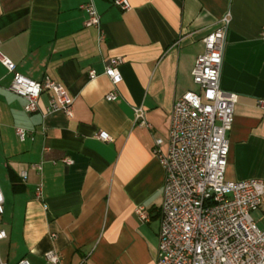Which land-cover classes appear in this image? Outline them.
Wrapping results in <instances>:
<instances>
[{
  "label": "crops",
  "instance_id": "obj_1",
  "mask_svg": "<svg viewBox=\"0 0 264 264\" xmlns=\"http://www.w3.org/2000/svg\"><path fill=\"white\" fill-rule=\"evenodd\" d=\"M89 1L100 15V42L97 29L84 25L80 5ZM127 2L123 10L114 0H0V52L20 74L48 77L73 99L70 117L42 115L49 91L40 95L38 111L26 113L0 64V143L7 156L0 172V264L22 258L53 264L48 251L58 255L56 264H155L164 170L152 152L154 139L166 149L172 105L198 89L191 78L195 58L227 10L220 87L237 101L225 179H264V0ZM111 57L123 62L117 97L107 101L112 85L103 71ZM135 108L148 126L136 121ZM16 127L31 138L19 141ZM99 131L111 139H99ZM10 134L14 146L2 140ZM39 182L40 200L33 194ZM136 205L146 207L148 221L137 218ZM253 218L264 229V197Z\"/></svg>",
  "mask_w": 264,
  "mask_h": 264
},
{
  "label": "built area",
  "instance_id": "obj_2",
  "mask_svg": "<svg viewBox=\"0 0 264 264\" xmlns=\"http://www.w3.org/2000/svg\"><path fill=\"white\" fill-rule=\"evenodd\" d=\"M125 10L127 0H114ZM86 13L85 26L97 29L98 42L104 38L100 15L92 1L80 5ZM230 22L227 10L219 25L202 39L203 51L196 56L191 78L197 90H187L177 97L169 116L166 149L162 140L154 139L152 152L164 170L160 222L155 264H264V229H260L252 216L264 197V179H225L229 153L227 132L231 129L237 94L220 87V74ZM264 39V28L260 32ZM121 57H111L104 66V75L112 89L105 95L107 101L117 97L116 85L121 81ZM0 64L12 75L8 90L24 98L26 113L38 111L40 95L49 91L48 104L42 115L62 111L72 116L73 99L64 87L48 78L30 79L16 70V65L0 52ZM89 78L96 72L91 69ZM259 105H264L260 100ZM136 121L148 126L140 108L134 109ZM15 135L23 142L32 132L15 128ZM98 138L109 141L105 131ZM69 164V159H63ZM33 168L40 170L39 164ZM22 178L26 172L20 173ZM34 198L42 199V184L34 188ZM4 212V196L0 187V216ZM134 213L141 222L149 220L145 206L136 205ZM54 236V235H52ZM5 231L0 230V239ZM46 260L56 264L58 255L44 254ZM15 264H30L20 259Z\"/></svg>",
  "mask_w": 264,
  "mask_h": 264
},
{
  "label": "rangeland",
  "instance_id": "obj_3",
  "mask_svg": "<svg viewBox=\"0 0 264 264\" xmlns=\"http://www.w3.org/2000/svg\"><path fill=\"white\" fill-rule=\"evenodd\" d=\"M4 139L6 141H8L9 144H12L13 146L15 145V138L11 134L10 135H2V140H4ZM2 149L5 150V147L1 148V143H0V172H2L3 176H4L5 175L4 161L6 160L7 156L5 153L4 154L2 153ZM251 214L253 216V212Z\"/></svg>",
  "mask_w": 264,
  "mask_h": 264
}]
</instances>
